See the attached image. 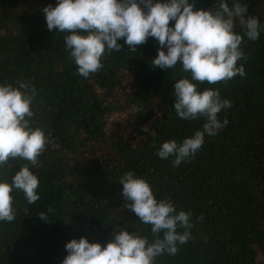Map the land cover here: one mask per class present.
<instances>
[{"label":"trees","instance_id":"16d2710c","mask_svg":"<svg viewBox=\"0 0 264 264\" xmlns=\"http://www.w3.org/2000/svg\"><path fill=\"white\" fill-rule=\"evenodd\" d=\"M0 264H264V0H0Z\"/></svg>","mask_w":264,"mask_h":264}]
</instances>
